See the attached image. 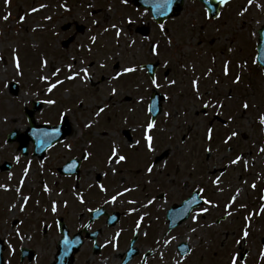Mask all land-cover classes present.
<instances>
[{
  "label": "rangeland",
  "instance_id": "rangeland-1",
  "mask_svg": "<svg viewBox=\"0 0 264 264\" xmlns=\"http://www.w3.org/2000/svg\"><path fill=\"white\" fill-rule=\"evenodd\" d=\"M132 2L10 0L8 3L0 0V166L18 154L13 145H7L5 137L13 130L21 133L27 130L24 109L31 107L34 100L46 101L39 119L51 122L54 110L57 116L65 112L74 127L73 137L68 141L72 152L63 156L60 152L63 147H58L43 166L55 169L83 153L90 158L77 191L71 186L65 187V180L60 183L56 173L47 171V174L45 169L43 173L36 164L33 166L37 171L30 170L26 179L23 174L27 171L21 166L6 183H23L25 192L31 193H26L25 197L36 198L29 205L39 203L37 199L41 201L40 208L32 213L40 224L46 217H53L50 214L53 203L56 207L62 205L61 210H66V215L69 213L75 227H81L87 220V209L103 205L111 212L123 210L120 226L108 228L103 222L93 226L101 232L100 245L106 244L108 249L96 257H92L89 249H84L88 264H120L133 238L131 235L138 232L137 248L141 254L149 249V264H229V247L236 237L232 235L228 239L224 231L236 216L246 215L251 208L231 217L226 206L252 205L257 199L254 198L257 187L253 185L264 181V152L260 151L262 145L264 147V125L259 124V118L264 115V71L260 70L258 75L255 64L258 31L264 26V0H253L250 6L248 0H235L222 9L223 19H220L221 13L214 21L205 19L202 6L200 13L199 7L187 0L180 16L167 23V30L152 22L150 13L133 8ZM245 8L247 11L241 16L239 13ZM5 15L9 16L7 20ZM68 23L73 28L64 32L62 26ZM74 25L84 30L76 32ZM141 26L150 28L147 37L137 32ZM71 36L73 42L64 49L63 41ZM156 60L162 65L157 73L159 86H153L142 69L143 65ZM127 67L137 71L124 73ZM81 69H86L88 75ZM240 74L242 80L236 83V76ZM72 75L76 78L69 81ZM114 76L119 78L113 79ZM103 77L101 84L89 82L91 78L97 83ZM62 79L67 84L57 91H48L53 83L59 87ZM13 82L19 84L16 96L10 92ZM155 87L170 100L164 104L155 127L147 131L149 99ZM113 88L115 96L111 94ZM196 88L199 96L196 93L193 102L183 101L181 92H196ZM49 100L55 101V105L50 106L53 103H47ZM209 101L223 107L208 108V115L203 116V105ZM245 103L248 109L243 108ZM101 107L105 111L97 115ZM215 117L223 119L225 125L213 120L210 126ZM88 124L91 127H87ZM209 128L212 129L211 141L206 139ZM124 130L131 131L132 142L124 137ZM232 131L238 135L224 143ZM145 135L153 137L154 152L147 150ZM113 145L119 155L126 157L123 164L114 160L109 163ZM240 152L244 157L233 164ZM156 157L163 160L154 163ZM93 164L102 172L105 170V175H99L101 171ZM154 164L153 172L148 173L147 167ZM40 176L47 178L52 190L47 194L42 191L38 196V189L34 190L32 185ZM99 176L103 182L105 178L106 192L96 186ZM54 183L60 184L57 190L53 189ZM198 187L205 190L210 203L194 211L187 222L169 233L166 211L180 204ZM128 188L134 190L119 196L114 204L109 202L113 195ZM85 191L87 205H76ZM162 194L167 199L162 198ZM65 200L74 204L67 207L68 210L63 208ZM130 200L135 203H128ZM0 207V219L3 216L14 218L12 211L21 210L22 198L18 205L0 201ZM204 208L207 212L196 216ZM234 209L232 207L230 212ZM18 215L22 216L20 212ZM217 216L228 219L222 225L215 224ZM252 216L251 235L244 245V252L248 251L245 264H261L258 259L264 255H261V233L257 226L259 212ZM141 217L143 220L137 227ZM3 231L5 227L1 226V236ZM117 233L120 237L113 240ZM169 240L171 243L166 244ZM182 243L192 248L184 258L177 251ZM10 245L14 251L15 244ZM139 261L136 259L132 264Z\"/></svg>",
  "mask_w": 264,
  "mask_h": 264
},
{
  "label": "flooded vegetation",
  "instance_id": "flooded-vegetation-1",
  "mask_svg": "<svg viewBox=\"0 0 264 264\" xmlns=\"http://www.w3.org/2000/svg\"><path fill=\"white\" fill-rule=\"evenodd\" d=\"M77 27V26H76ZM77 29V28H76ZM167 30V29H166ZM169 75V73L166 75V77ZM90 83L93 84L92 79H90ZM189 94V95H188ZM183 95V101H194L196 92L190 91V92H181L180 96ZM166 96V102L168 103L170 100L168 95ZM188 96V97H187ZM182 101V102H183ZM63 104V103H62ZM64 104H68L67 102ZM211 108V107H210ZM208 110V109H207ZM56 110H54V113L52 116H54V120L49 122L50 125H59L62 118L64 116H68L65 112H62V114L56 115ZM41 113V112H40ZM45 122L44 120H41ZM42 123V122H41ZM10 133L5 137L6 143L9 145L7 140L9 139ZM69 138L65 141L57 144L55 147H53L51 150H55L58 147H63L60 149V152L63 156H68L67 153L70 154L72 152L73 147L71 146V142L69 143ZM13 147L16 149V156L14 154V157L11 161H3L4 164H6L5 167H0V177H2L3 182L0 183V201L3 202V204H7L9 202H12L15 205H18L20 203V200L22 198V207L23 211L21 210H13L14 218H7L2 217L0 219V228L1 226L5 227V232L3 236L0 234V249L3 250V258L4 263L3 264H88L87 263V255L84 253V249H89L92 257H96L98 255H102L103 252L105 253V249L108 248H101L99 249L95 248V244L99 243V237L101 232L99 229H95L93 226L95 223L103 222L107 226V220L109 219V215L111 213L106 209L107 215L105 217L100 218L98 221H94L92 224L90 223L91 220V213L93 211H89L87 209V220L82 222L80 225L81 227H75L73 226V222H75L71 217L65 214L66 210H61V206L59 205L56 207V211L50 210V214L53 216L52 218L46 217L45 219L36 220L34 219L32 213H34L37 209L40 208V200H38L39 203H34L29 205V202L36 201V198H28L25 201V188L23 183H6L7 181H11L13 179V173H15V169L21 168V166L25 167V171L27 173L23 174L24 179L28 176L30 170H34L36 166H33V164H36L37 166L40 165L41 170L44 173V169L52 173H56L58 176L60 175V169L63 168L72 158L65 161L61 166L56 167L55 169H52L50 166L44 167V163L47 161V159L50 156L51 152L49 151L46 153V156L41 159V157L34 158L32 157L33 154L36 155L35 152V146L33 142L29 143H22V146L24 145L28 149V157H24L22 154L21 144L19 140H17L15 143L12 144ZM10 146V145H9ZM66 153V154H63ZM82 156V155H81ZM80 156V157H81ZM77 157V156H75ZM73 157V158H75ZM242 158V157H241ZM2 163V164H3ZM13 166H12V164ZM12 166V167H11ZM28 167H31L28 169ZM83 168L80 173V177H65V176H59L60 183H65V187L71 186L72 188L80 189V181L81 176L83 173ZM222 172H225V170H222ZM48 174V173H47ZM264 176V175H263ZM77 178L79 182H77ZM264 180V177H263ZM33 183V189H38L39 193L38 196H41V192L43 191L44 194H47L48 191L52 190L51 186L49 185L50 182L47 181V178H42L40 176L39 181L34 180ZM69 181L72 183L70 184ZM60 185L58 183L53 184V189L57 190L56 186ZM45 187L48 188V191H45ZM258 192L257 197L258 201L254 202L252 205L247 207H242L241 205H238L235 207V204H232L230 207L226 206L227 211L230 212L231 208H235L233 211H231V217L236 213L237 215L243 211L247 210V208H251L248 213L253 212L254 207H257V211L259 212V217L257 221V226L260 229L261 233V243H262V249H261V255H264V211H261L264 209V181L260 185H256ZM7 189V190H6ZM61 190L65 191L64 188H61ZM202 190V191H201ZM89 191V190H88ZM195 192H199L200 199L202 198L203 201L207 200V197H205V190L202 189V187H198V189L194 190ZM31 194V193H27ZM207 194V193H206ZM211 195L214 194V192L210 193ZM87 193L84 192L83 200L84 203L80 202V199L77 200L78 205L86 206L87 205V199H86ZM25 197V198H24ZM88 198V197H87ZM187 198V197H186ZM199 200V199H198ZM208 201V200H207ZM66 206L63 208L68 207L71 208L73 203L68 200H65ZM71 202V203H70ZM207 204H203L202 207H205ZM104 207V206H100ZM201 207V208H202ZM67 209V210H68ZM253 209V210H252ZM95 210V209H94ZM58 211V212H57ZM60 211V212H59ZM2 212V208L0 207V215ZM18 212L22 214V216L18 215ZM69 212V211H68ZM247 213V214H248ZM246 214V215H247ZM262 216L260 217V215ZM245 214L243 216H236L235 221L232 222L228 229L226 228L225 237L228 239L233 235L236 237L235 241H233L229 247V258L231 259L233 256L238 257L239 261L243 264L246 263L247 260V252H244V245L248 243V239L250 238V231L251 227H253V222L251 223V227H249V223L251 222L250 219H245ZM249 215V214H248ZM249 218V217H248ZM228 218L227 216H217L215 218V224L222 225L224 221H226ZM234 223V224H233ZM256 224V223H255ZM254 224V225H255ZM226 227V226H225ZM235 229V230H234ZM247 230L249 235L247 239H243V231ZM168 232H172L169 230ZM93 236V237H91ZM11 240H14L13 242H10ZM241 241L240 243H237V241ZM65 241H67V244H65ZM11 243L15 244V250L13 251L11 248ZM228 258V259H229ZM139 261L138 264H141L144 260L143 256L140 258L139 255L137 257ZM258 260H261L260 263L264 264V257H260ZM145 264H149V259Z\"/></svg>",
  "mask_w": 264,
  "mask_h": 264
},
{
  "label": "snow or ice",
  "instance_id": "snow-or-ice-1",
  "mask_svg": "<svg viewBox=\"0 0 264 264\" xmlns=\"http://www.w3.org/2000/svg\"><path fill=\"white\" fill-rule=\"evenodd\" d=\"M6 2L10 3V0H6ZM123 2H124V3H127V0H123ZM218 2H219V4L227 5V4L229 3V0H218ZM172 3H173V0H158V2L155 4V7H156V9L158 10V12L166 13V12L168 11V9L170 8V6H171ZM248 3H249V6H250V5L253 3V0H248ZM33 11H38V9H33ZM246 11H247V8H245V9H244L242 12H240L239 14H240L241 16H243V15L245 14ZM8 18H9L8 15H5V16H4V19H5V20H7ZM163 27H164V26L161 25V29H163ZM106 31H107V29H106ZM119 34H120V33H119V31H118V32H117V35H119ZM92 41L95 42V37H92ZM153 51L155 52V48H153ZM45 63H46V61H45ZM19 66H20V65H19V61L17 60L16 67L19 68ZM69 71H71V68H70V67H69ZM81 71H83V73H84L85 76L88 75L86 69H81ZM135 71H137V69H136V68H133V67H127V68L124 69V73H133V72H135ZM225 74H227V68L225 69ZM77 75H78V74H77ZM75 78H76L75 75H72V76H69V77H68V79H75ZM118 78H119L118 76H114V77H113V79H118ZM235 82L238 83L239 80L237 79ZM60 83H63V82L61 81ZM151 83H152L153 85H155V86H159L158 83H157V80H156V79H152ZM171 83H172V84H175V81H172ZM196 84H197V82L194 80V81H193V86L195 87ZM56 87H57V85H56L55 83H53V84L51 85V87L48 89V91L51 92V91H52L54 88H56ZM196 93H197V96H199V90H198V88H196ZM111 94H112L113 96L116 95V90H115L114 88L112 89ZM47 103L52 104V103H55V102L52 101V100H49V101H47ZM203 107H204L205 110H207V109L210 108V107H223V105H214L211 101H209L208 103H205V104L203 105ZM248 107H249V105H248L247 103H245V104L243 105V108H244V109H248ZM150 110H151V109H150ZM104 111H105V109H104L103 107H101V108L99 109V111L97 112V115H99L100 113H103ZM259 123L262 124V125H264V115H262V116L259 118ZM86 126H87V127H91V124H88V125H86ZM154 127H155V121H150V122L147 124V131H150V130L153 129ZM237 135H238V133H237L236 131H232L231 135L227 136V138L225 139L224 143L227 144L229 141H231V140H232L234 137H236ZM206 139L209 140V141H211V140L213 139V136H212V129H211V128H209V129L207 130V133H206ZM145 140H146V147H147V150H148L149 152H154L155 149H154V147H153V137H152L151 135H145ZM137 143H139V142H137ZM208 151H211V149H208ZM260 151H261V152H264V147H262V148L260 149ZM240 159H241V157H237L236 159H234V160L232 161V163H233V164L239 163ZM113 160H114L116 163H120V162H123V161L126 160V157H125V156H123V155H119V154H118V148H117L115 145H113V147H112V152H111V157H110V159H109V163H111ZM154 167H155V165H149V166L147 167V169H146L147 172H148V173H152L153 170H154ZM213 183H216V181H214ZM253 187H255V185H253ZM100 188H101V191H104V192L107 191V189H105V188L103 187V185H100ZM6 190H7V189H6ZM44 190H45V191H48V188L45 187ZM133 190H134V189H131V188L125 189L123 192H119V193H117L116 195H113L112 198H111V201H109V202L114 204V203L117 201V199L119 198V196H123V195H125L126 192H130V191H133ZM201 191H202V190H201ZM26 200H27V198H25L24 203H26ZM232 200H233V203H234V202H235V197H233ZM80 202H81V203H84V200L81 198V199H80ZM128 203L132 204V203H135V201H131V200H130V201H128ZM199 203H200V201L196 198V196H193L191 199H189V200L187 201V205H189V206H191V205H196V204H199ZM203 203H204V204H209L210 202L207 201V200H205V201H203ZM228 207H230V205H228ZM207 210H208L207 208L202 209L201 212L196 213V216H199V215H202V214L206 213ZM21 211H23V207L21 208ZM52 211H56V205H55V203H53V205H52ZM89 211H93V209H89ZM95 211L99 212L100 209H95ZM261 211H264V209H262ZM228 214L231 215V212H229ZM193 219H195V217H193ZM245 219L247 220V219H249V218H248V217H245ZM142 220H143V217H141V218H140V221L137 222V227L140 226V222H141ZM193 231H195V229H193ZM119 235H120V234L117 233L116 236L113 237V240L117 239V238L119 237ZM248 235H249V233H248V231L245 229V230L243 231V239L246 240L247 237H248ZM173 239H174V238H173ZM109 242L111 243L112 241H109ZM240 242H241V241H237V243H240ZM165 243H166V244H167V243H171V241H170V240H169V241H165ZM65 244H67V241H65ZM237 260H238V257L233 256V257L231 258L230 264H237Z\"/></svg>",
  "mask_w": 264,
  "mask_h": 264
},
{
  "label": "water",
  "instance_id": "water-1",
  "mask_svg": "<svg viewBox=\"0 0 264 264\" xmlns=\"http://www.w3.org/2000/svg\"><path fill=\"white\" fill-rule=\"evenodd\" d=\"M137 2L139 3L138 4L139 6L148 4V0H137ZM157 2L158 0H149V9L154 12V16L157 19L158 23H162L163 21L167 20L170 16H175L181 10L182 5H183V0H177V1L173 0V3L170 6V8H173V10L170 12V10L168 9L166 13H161V12H158V10L155 7V4ZM212 4L215 5L214 2ZM209 10H212V7H209ZM260 34H261V39H260L261 44L258 47L259 48V61L264 66V37H263L264 30H262ZM143 35H148V31L143 32ZM156 67L157 65H154L153 71L156 69ZM147 68L149 69V66H147ZM160 101H161L160 95L156 93L154 102L159 104ZM157 104H155L157 108L154 109V117H156L161 112V109H160L161 106L160 104L159 106ZM34 122H35L34 120L31 121L32 127L35 126Z\"/></svg>",
  "mask_w": 264,
  "mask_h": 264
}]
</instances>
